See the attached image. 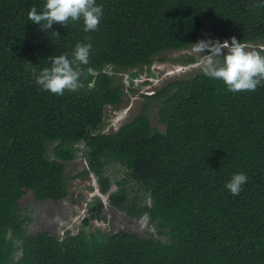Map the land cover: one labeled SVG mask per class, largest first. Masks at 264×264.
<instances>
[{
    "label": "trees",
    "instance_id": "1",
    "mask_svg": "<svg viewBox=\"0 0 264 264\" xmlns=\"http://www.w3.org/2000/svg\"><path fill=\"white\" fill-rule=\"evenodd\" d=\"M96 2L104 15L86 33L82 21L45 32L31 23L29 10L44 0H0V264H264V84L232 93L202 70L174 75L140 93V109L115 130H102L104 109L136 92L138 72L154 76V56L192 47L203 30L264 48V3ZM78 42L91 44L84 86L40 90L31 69L71 57ZM78 144L87 168L72 178L92 172L107 206L146 217L147 229L89 230L105 219L96 195L75 233L28 232L21 196L66 198L64 165ZM112 162L126 178L104 175ZM237 172L248 180L233 196L224 185Z\"/></svg>",
    "mask_w": 264,
    "mask_h": 264
},
{
    "label": "clouds",
    "instance_id": "2",
    "mask_svg": "<svg viewBox=\"0 0 264 264\" xmlns=\"http://www.w3.org/2000/svg\"><path fill=\"white\" fill-rule=\"evenodd\" d=\"M103 15L104 8L96 0H44L39 11L35 6L29 10L28 20L39 25L44 32L51 30L54 23L67 27L70 21H82L83 31L87 33L98 28ZM191 46V52L202 57L200 64L203 75L221 81L227 91L254 92L264 84V48L246 50V45L235 36L223 41L208 37L192 43ZM90 51V43L78 42L71 57L66 54L53 56L48 67L39 71L32 68L35 83L40 90L56 95H63L65 91L76 92L84 86L80 66L89 63ZM146 77L144 81L149 83L154 76ZM247 180L246 174L237 172L231 175L224 187L231 195L237 196Z\"/></svg>",
    "mask_w": 264,
    "mask_h": 264
},
{
    "label": "rangeland",
    "instance_id": "3",
    "mask_svg": "<svg viewBox=\"0 0 264 264\" xmlns=\"http://www.w3.org/2000/svg\"><path fill=\"white\" fill-rule=\"evenodd\" d=\"M201 34L203 39L211 37L205 30ZM252 47L253 45L247 44L246 50H251ZM189 57H192L194 62H187ZM201 59L202 57L191 52V47L183 50L165 51L154 56L150 66L154 77L150 78L149 83H146L144 80L147 77L144 71L138 72V76L133 80V88L136 89V92L125 95L123 102L118 107L109 106L104 109L102 130H115L126 117L137 112L143 103L140 93H150L163 80L174 75L202 70ZM122 79L125 87H127L129 81L127 74H123ZM81 147L82 144L77 145L76 156L72 160L65 162L64 165V174L68 178V195L66 198L57 201H36L29 192L21 196L19 207L28 217V232L33 233L45 229L61 237L67 233H75L81 218L85 215L87 203L92 202L96 195L100 197L103 203L102 215L105 219L91 220L88 227L89 230L99 229L109 232L117 229H126L143 232L147 229L146 217H133L121 210L107 206V194L99 192L96 176L92 172H89L86 177L72 178L73 175L87 168ZM103 170L104 175L110 178H126L125 167L115 162L104 166ZM128 185L129 187L131 186V189L134 188L132 185ZM114 188L115 185H111L110 191ZM133 191H135V188ZM147 202L148 198L145 199V203Z\"/></svg>",
    "mask_w": 264,
    "mask_h": 264
}]
</instances>
